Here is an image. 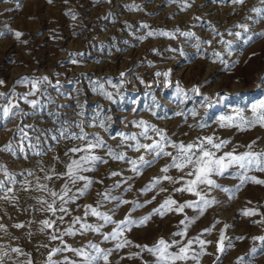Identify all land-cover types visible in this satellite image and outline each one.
Instances as JSON below:
<instances>
[{
	"label": "rangeland",
	"instance_id": "rangeland-1",
	"mask_svg": "<svg viewBox=\"0 0 264 264\" xmlns=\"http://www.w3.org/2000/svg\"><path fill=\"white\" fill-rule=\"evenodd\" d=\"M236 25H247L248 30ZM15 32L22 33L19 39ZM149 32L156 35L149 36ZM237 32L242 33L239 39L234 35ZM0 33V104L11 98L20 109L13 119L0 124V148L10 140L14 148L21 143L14 134L17 125L30 137L23 141V153L0 151V165L17 181L26 179L33 185L28 191L22 183L9 185L16 200L0 199V264H48L54 249H61L52 256L55 264H90L73 251L97 255L90 245L108 254L107 262L101 257L91 264H157L148 249L161 238L179 241L170 249L173 252L189 240L206 242L203 248L194 242L189 259L178 264H264V241L253 239L264 237V184L248 181L241 185L242 170L230 167L222 175L211 176L218 187L199 186L203 198L211 201L206 205L193 193L175 191L183 181L163 179L167 175L179 181L184 176L175 168L161 171L170 157L154 159V153L129 146L135 141L122 139L136 135L140 143L150 144L160 139L155 129L173 143L187 144L207 136L228 141L217 155L233 149L243 153L253 141L254 151H264V127H221L219 120L234 115L236 109L250 117L252 106L264 100V0L241 4L231 0H0ZM222 39L231 42L230 49ZM44 76L50 82L41 86L44 94L27 97L39 100L35 108L18 99L29 92L30 84L17 81ZM100 85L111 99L102 94ZM194 87L198 93L192 91ZM140 121L151 126L150 139L139 135L143 131ZM78 125L89 138L99 137L107 145L94 150L105 162L81 173L92 181L83 195L77 189L86 181L69 184L70 195L77 198L65 205L67 213L40 211L36 197L50 198L35 190L36 177L60 192L67 180L57 179L54 173H63L70 158L78 157L66 155L81 143L72 138L80 134ZM64 130L67 138L60 137ZM108 147L124 159L109 156ZM165 150L175 152L172 147ZM140 156L152 163L140 165ZM130 160L138 162L137 171H132ZM45 174L52 179L44 180ZM247 175L264 180V172L252 170ZM154 178L160 182L153 185ZM101 193L117 199L104 200ZM168 198L176 201L173 208L186 202L195 206L182 212L164 210L163 215L154 212ZM87 205L110 216L111 222L91 213L85 216ZM245 209L256 214L245 216ZM77 217L81 219L74 223ZM125 218L134 223L122 225V235L112 239L116 224ZM45 219L55 224L42 231ZM81 224L92 228L82 229ZM69 229L73 234H67ZM180 232L184 235H173ZM222 234L224 251L219 252ZM53 235L58 239H51ZM124 240L130 243L117 248ZM239 257L244 258L242 262Z\"/></svg>",
	"mask_w": 264,
	"mask_h": 264
},
{
	"label": "snow or ice",
	"instance_id": "snow-or-ice-1",
	"mask_svg": "<svg viewBox=\"0 0 264 264\" xmlns=\"http://www.w3.org/2000/svg\"><path fill=\"white\" fill-rule=\"evenodd\" d=\"M234 4H241L243 3V0H231ZM49 3H51V0H49ZM188 5L185 3L184 7H187ZM183 10V9H182ZM73 19H75V16H73ZM146 27V26H145ZM236 27L242 28L244 32H246L247 25H236ZM0 35H3V33H0ZM16 39H19L22 33L15 32L14 33ZM147 35L152 36L156 35V33L149 32ZM159 35L163 36H169L170 34L167 32H161ZM182 35L185 36H191V33H182ZM229 35H233V33L229 32ZM238 39L241 37L242 33L237 32L234 34ZM143 39V37H141ZM221 43L226 45V49L231 48V42L224 41L223 39L220 41ZM210 43V41L208 42ZM70 56L76 55V54H69ZM214 56L217 58L220 57V53L214 52ZM73 63L76 61L73 60ZM227 67V65H225ZM124 73H121V76H123ZM157 76L161 75L160 73H156ZM165 76L168 75V73H164ZM26 83L30 84V90L29 92L25 93L23 96L19 97L18 99H23L27 103H30L33 108H35L39 104V100H32L28 101V96L36 95V93L41 92L43 95L44 93L41 91V86L44 85L46 82L50 83L48 81V77L44 76L42 78H37L35 80H30L27 77H22L17 83ZM0 84H3V81H0ZM100 90L102 94L107 96L108 99H111V94L103 92V85H100ZM193 92H199L198 88H193ZM0 96H3V94H0ZM20 111L19 105L11 98H6V103L0 104V124H4L5 122L13 119L17 113ZM251 116L247 117L244 115L243 109H236L234 115H228V116H221L219 118L220 120V126L221 127H238V128H245V127H253L256 125H259L260 127H264V100L260 101L258 104H255L251 108ZM183 113H177V115H182ZM193 117L197 115L195 110H192L190 113ZM81 127V131L79 135L72 134V138L79 140L81 143L79 145L73 146L68 149V153L66 155L71 154L73 157L77 158H70V162L66 164V171L63 173H54L57 179L60 178H66L67 182L65 183L64 187L60 190V192H57L50 188L48 184L42 183L40 177H36V184H35V190L38 192L46 193L47 197L50 199L45 198V196H39L36 197L37 203L41 205L40 211L50 212L53 215H55L58 211L67 213V208L65 205L69 203L70 201H74L77 196L76 195H70L71 188L69 187V184L75 185L77 181H86L83 188L77 189V192L79 195H83L84 192L87 190L88 186L92 183V181L88 180L87 177L83 176L81 173L90 171L92 168L99 162H105L102 160V158L95 154V149L101 148V147H107V145L104 143L102 139L99 137L95 138H89V135L83 131V127L81 125H78ZM89 126H95V124L89 125ZM100 126L103 127V122L101 121ZM138 126L143 128V131L139 134L140 136L150 139V137L147 136L149 128H151L150 125H147L146 122L140 121L138 122ZM199 127H203V124L198 125ZM31 127V126H27ZM34 132L44 134L42 130L40 129H32ZM156 135L160 137L159 140H153L150 144L140 143L137 140L136 135L131 136H122L123 140H130L135 141L136 143L134 145H129L130 147H133L134 150L139 151L140 149L145 150L149 153H154V159L155 157L160 156H167L170 157V163L166 165L164 168L161 169L162 172L167 173L169 171V168H175L178 171L184 172V176L179 178V181L173 180L172 177L165 175L163 177L164 180L172 181L173 183H178L180 181H183V186L180 188H176L175 191L179 192H188L193 193L197 197H200V199L203 201L204 204H210L211 201L205 200L203 196L201 195V192L198 191L199 186L201 185H207L209 187H218V185L215 184L214 180L211 179V176L213 174L216 175H222L226 170H228L230 167H238L240 170H242L241 174L239 175L240 183L241 185L245 182L251 181L253 183L257 184H264V180H259L255 176H249L247 173L252 170L264 172V151L256 152L253 150V145L255 144V141H253L251 144L247 146L248 150L237 154L235 149L229 152H225L223 155H217V153L220 152V150L228 143V141L225 140H214L213 137L207 136V137H198L195 141H192L190 143L184 144V143H173L172 141H169L164 136L162 130H155ZM67 130H64L60 133L61 138H67L65 136ZM14 134L18 135L20 137L21 143L17 145L16 148L13 147V141H9L3 148H0V151L9 152L12 155L16 154V150L18 149L21 153L24 152V144L23 141L30 140L29 133L25 131V128L20 127L19 125L16 126L14 130ZM35 139L37 142H39V136H36ZM52 139L57 140L58 137L53 136ZM30 147H32L30 145ZM166 147H172L175 152H169L166 151ZM36 155H41L42 153L36 152ZM107 154L109 156H112L114 159H124V156L122 154L118 155L116 154L113 149L108 147ZM132 166V171L138 170V162L137 161H128ZM152 161H146L144 156L139 157V164H151ZM186 170V171H185ZM41 171H44L43 168H41ZM0 172L3 173L4 179L0 180V193H3V195H0V199L6 200V201H14L16 200V196L14 194L13 187L9 185H15L17 183H22V187L25 191H28L32 189L33 185L31 181H25L19 182L15 178V175L10 173L8 169L2 165H0ZM28 176H33V172H28ZM112 175H118V173H112ZM187 177V179H185ZM44 180H51L52 176L45 174L43 177ZM160 182L159 178H154L152 181V184L155 185ZM117 187L119 185H116ZM239 187V186H238ZM101 195L104 200H116L117 197L110 196L106 193L98 194ZM59 202V204H58ZM122 203H127L126 201H121ZM176 205V201L168 198L164 200V202L160 205L158 209H155L154 212H158L161 215L164 214V210L168 211H176V212H182L184 208L186 207H194L195 204L192 202H186L184 204L178 205L177 207L173 208L172 206ZM203 209H201V212ZM89 213L91 215L102 218L105 222H111V217L107 216L106 214L99 212L97 208L92 207L91 205L85 206V216H87ZM245 216H251L255 215L254 210L245 209L242 212ZM60 220H63V217H59ZM81 218L77 217L74 220V223H78ZM147 217L139 221L140 224H143ZM134 221H130L127 218H125L124 221L118 222L116 224V229L113 230L111 234L112 239H116L120 235H122V225H128L132 224ZM181 224H184V221L182 220L180 222ZM41 224L43 225L42 231L44 229H52L54 227L55 221H50L48 219H45L41 221ZM16 227H22V225H15ZM0 228H3V225H0ZM82 229H89L92 228L91 225L87 224H81ZM117 229H120V231H117ZM98 230V229H93ZM205 231H210V229H205ZM67 234H73L71 230H68ZM173 235H180L183 236L184 233H174ZM109 237H105V239H108ZM51 239L55 240L58 239L57 236L53 235L51 236ZM254 240H261L264 241V237H254ZM223 234L221 235V239L218 242L217 245V251L223 252ZM198 243L201 248H203V245L206 243L203 240H199L197 238L196 241L189 240L187 244L183 246H179L178 250L173 252L170 251L171 248L174 246L179 245V241L173 240L171 243L166 242L163 238L157 241L156 245L150 249H148L150 252H152L156 258H157V264H178V262L186 261L189 259V253L191 250V246L193 243ZM130 243L128 240H124L123 243H119L116 245L117 248L124 247L126 244ZM230 246V245H229ZM97 255L90 256L87 252L83 250H75L78 256H82L85 259H87L90 264L91 262H94L98 260L99 258H103L105 262L108 260V254L103 252L101 249L96 247L95 245H90ZM14 252H19V249H12ZM61 251V249H54L52 253L49 254L48 257V264H55V262L52 260V256L58 252ZM243 257L238 258V262L243 261Z\"/></svg>",
	"mask_w": 264,
	"mask_h": 264
},
{
	"label": "bare ground",
	"instance_id": "bare-ground-1",
	"mask_svg": "<svg viewBox=\"0 0 264 264\" xmlns=\"http://www.w3.org/2000/svg\"><path fill=\"white\" fill-rule=\"evenodd\" d=\"M77 96V95H76ZM75 99V98H74ZM53 108V107H52ZM59 108V107H58ZM74 113V112H73Z\"/></svg>",
	"mask_w": 264,
	"mask_h": 264
}]
</instances>
